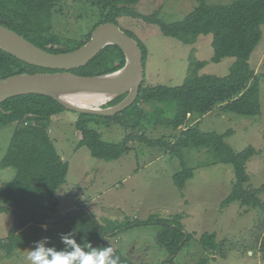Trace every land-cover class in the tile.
<instances>
[{"label":"trees","instance_id":"trees-1","mask_svg":"<svg viewBox=\"0 0 264 264\" xmlns=\"http://www.w3.org/2000/svg\"><path fill=\"white\" fill-rule=\"evenodd\" d=\"M73 1L81 5L79 19L91 24L86 33L79 31L75 36L65 38L56 31L53 17L55 13H63L60 7L56 11L63 0H0V24L49 53L60 54L84 46L99 25L111 22L120 26L119 19L128 17L157 25L164 36L177 39L185 45H194L199 37L212 35L214 56L210 62L218 64L226 58L236 59L230 74L225 77L200 75L209 62L192 60L188 76L181 86L145 87L144 81L136 102L116 116L78 114L75 127L81 134L79 146L87 147L93 158L106 162L117 161L132 151V144L137 139L150 146L158 145L159 141L150 142L143 134L138 136L133 132L136 128L153 124L149 118L150 113L153 116V111L158 109L157 104L176 106L174 120L167 123L176 130L195 117L207 116L216 109L252 118L261 115V77L251 67L250 60L263 36L264 0H236L227 5H211L201 0L182 21L171 24L160 18L164 3L156 4L153 0ZM126 33L138 42L145 67L147 48L131 33ZM125 64L123 51L117 46H108L87 66L72 72L79 76H102L122 69ZM54 72L28 65L0 49V80L24 73ZM125 97L116 98L108 105H117ZM65 110L59 102L43 95H22L0 104V112L3 113L0 125L17 126L1 162L4 169L13 168L16 176L11 183L0 188V203L4 204L0 206V213L15 216L9 236L0 242V251L11 258L15 251L33 245L37 251L41 248L50 251L51 258V252L73 255L76 248L91 253L111 247V259L119 258L118 264H149L134 262L128 254L115 249L110 236L153 223L161 226L158 241L169 254V259L161 264H175V259L170 261V258L195 244L208 253L218 251L216 233H205L196 239L194 233L185 232L181 215L169 219L153 217L144 222L128 219L104 228L93 215L91 217L85 211L58 214L59 203L55 196L66 183L69 165L55 148L49 128L51 119ZM112 125H120L127 131L131 129L132 133L118 144L104 141L99 129ZM229 134L231 132L202 133L194 126L183 130L172 145V152L178 154L176 156L182 163V170L173 176V182L183 191L186 182L194 176L195 168L188 167L183 151L205 148L213 154V161L199 168L221 163L232 165L235 171L232 192L221 207L227 208L234 202H240L244 207L257 208L260 206L259 199L247 190V164L258 151L249 147L236 153L225 143ZM263 190L264 186L255 193ZM207 262L208 258H205L201 264ZM73 264H76L75 260Z\"/></svg>","mask_w":264,"mask_h":264},{"label":"rangeland","instance_id":"rangeland-1","mask_svg":"<svg viewBox=\"0 0 264 264\" xmlns=\"http://www.w3.org/2000/svg\"><path fill=\"white\" fill-rule=\"evenodd\" d=\"M153 1L156 4L164 3L160 18L167 24L182 21L201 2ZM234 1L205 0L211 5H227ZM59 7L63 13L54 14L53 26L61 36L73 37L79 31H89L91 24L78 17L81 5L73 0H63L56 11ZM119 25L147 48L145 87L181 86L188 76L192 60L209 62L200 75L218 77L228 76L236 62L235 58H226L218 64L210 62L214 56L212 35L199 37L194 45H185L164 36L159 26L146 24L142 20L123 17L119 19ZM262 32V40L250 60L251 67L261 77L262 112L259 117L216 109L207 116L195 117L176 130L167 124L175 118L174 104H157V110L149 106L154 110L149 118L153 124L136 128L133 132L138 136L143 134L150 142L160 143L150 146L137 139L127 155L117 161L106 162L93 158L87 147L79 146L81 134L75 127L78 113L65 110L54 116L49 135L59 155L69 165L66 183L55 196L59 203L57 213L65 215L85 211L104 228L128 219L144 222L153 217L169 219L181 215L185 232L194 233L196 239L205 233H216L219 246L218 251L208 253L195 244L170 258V261L175 259V264H201L205 258H208L207 264H264V190L255 193L264 186V25ZM107 105L100 104L99 107ZM1 117L3 113L0 112ZM193 126L202 133L231 132L225 143L236 153L249 147L258 151L247 164V190L259 199L260 206L244 207L240 202H234L227 208L221 207L232 192L235 171L232 165L221 163L199 168L213 161V154L205 148L183 151L188 167L195 168L194 176L186 182L183 191L175 186L173 176L182 170V163L176 156L178 154L172 152V145L183 130ZM16 127L15 124L0 125V188L11 183L16 176L13 168L4 169L1 166ZM99 132L104 141L118 144L132 130L112 125L110 128L100 127ZM14 221L13 214L0 213V242L9 236ZM160 231L161 226L153 223L115 233L116 236H110V242L134 262L161 264L169 259V254L158 241ZM30 251L37 249L31 245L15 251L11 258L0 251V264H31L28 259Z\"/></svg>","mask_w":264,"mask_h":264},{"label":"water","instance_id":"water-1","mask_svg":"<svg viewBox=\"0 0 264 264\" xmlns=\"http://www.w3.org/2000/svg\"><path fill=\"white\" fill-rule=\"evenodd\" d=\"M108 46L123 51L126 64L122 69L102 76H79L72 72L87 66ZM0 49L28 65L56 71L24 73L0 80V104L22 95H43L78 114L113 117L136 102L145 80L144 56L138 42L111 22L99 25L78 50L60 54L49 53L0 24ZM76 96L104 97L101 105L126 97L117 105L101 108L100 104L83 107L68 100Z\"/></svg>","mask_w":264,"mask_h":264},{"label":"clouds","instance_id":"clouds-1","mask_svg":"<svg viewBox=\"0 0 264 264\" xmlns=\"http://www.w3.org/2000/svg\"><path fill=\"white\" fill-rule=\"evenodd\" d=\"M113 249L108 247L100 252L85 253L80 248H76L73 255H66L65 253L45 251L43 248L38 251H30L28 259L31 264H118V259H111Z\"/></svg>","mask_w":264,"mask_h":264},{"label":"bare ground","instance_id":"bare-ground-1","mask_svg":"<svg viewBox=\"0 0 264 264\" xmlns=\"http://www.w3.org/2000/svg\"><path fill=\"white\" fill-rule=\"evenodd\" d=\"M68 100L75 103L76 105L83 107H93L98 106V104H102L105 102L104 97L101 96H76V97H68Z\"/></svg>","mask_w":264,"mask_h":264}]
</instances>
